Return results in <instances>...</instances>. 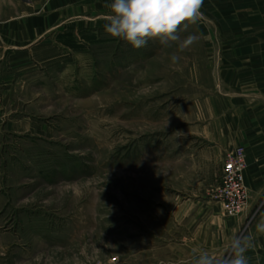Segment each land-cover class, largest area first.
Wrapping results in <instances>:
<instances>
[{
	"label": "rangeland",
	"instance_id": "374dc122",
	"mask_svg": "<svg viewBox=\"0 0 264 264\" xmlns=\"http://www.w3.org/2000/svg\"><path fill=\"white\" fill-rule=\"evenodd\" d=\"M46 1L0 0L8 46L16 23ZM214 3L181 33L199 37L184 52L158 40L133 48L91 24L58 27L7 54L0 264H192L200 251L225 253L205 244L208 228L223 224L215 211L224 219L248 211L241 233L256 225L264 200L228 217L210 189L220 173L214 153L224 161L244 150L252 139L241 131L264 123L198 113L209 98L264 99V0Z\"/></svg>",
	"mask_w": 264,
	"mask_h": 264
},
{
	"label": "crops",
	"instance_id": "0c3cea01",
	"mask_svg": "<svg viewBox=\"0 0 264 264\" xmlns=\"http://www.w3.org/2000/svg\"><path fill=\"white\" fill-rule=\"evenodd\" d=\"M112 0H47L43 5L41 13L31 16L28 19L22 20V23H16L11 37L14 39L8 46L7 40V24L0 22V66L5 63L7 54L14 50V53H22L17 49H26L37 43L41 38L46 36L50 31L58 27L62 29H72L73 27H86L91 24L96 26H104L107 23L108 8L107 4ZM230 2V1H229ZM229 3L227 8L229 9ZM215 9L214 0H203L201 11L204 17L208 18ZM210 16V15H209ZM232 53H229L231 56ZM235 54V53H233ZM242 53L237 52L236 57H240ZM1 72V71H0ZM5 72H2V74ZM1 75V73H0ZM0 89H6L5 78L0 76ZM254 98H209L203 100L201 106H205L204 110L199 109V117H260L264 123V99ZM245 121L248 120L245 118ZM243 122V120L241 121ZM240 138L248 139L243 143L246 168L244 169V183L249 191V201L251 203L264 200V124L260 131L250 133L246 126L239 134ZM207 149L197 151V160L204 163L208 160L206 153ZM195 153V152H194ZM214 163L219 167L220 173L214 175V180L211 182V187L214 186L220 178L223 152H215ZM218 207V206H215ZM215 210H213L214 212ZM216 212V211H215ZM213 213L214 218H218L221 223L219 226L209 227L208 230H214L212 236L209 237L207 248L211 250H225L227 241L231 236L241 233V222L247 218L248 211L235 217L234 219H224L218 213ZM227 220V221H226ZM210 233V232H209ZM244 234H250L253 237L254 247L249 249L245 255L248 258V264H264V234L256 233L255 225L249 226L243 231ZM192 263L193 258L188 259Z\"/></svg>",
	"mask_w": 264,
	"mask_h": 264
},
{
	"label": "clouds",
	"instance_id": "9594fccd",
	"mask_svg": "<svg viewBox=\"0 0 264 264\" xmlns=\"http://www.w3.org/2000/svg\"><path fill=\"white\" fill-rule=\"evenodd\" d=\"M202 6L203 0H112L106 5L109 11L104 31L133 48H142L149 40H158L165 48L176 45L178 52H184L199 37L195 34L182 37L181 33L203 19ZM179 59L177 54H172L173 63ZM255 231L264 234V214L256 223ZM253 247L252 235L235 234L227 241L225 253L216 255L200 251L194 254L192 264H248L245 253Z\"/></svg>",
	"mask_w": 264,
	"mask_h": 264
},
{
	"label": "built area",
	"instance_id": "2783aa9c",
	"mask_svg": "<svg viewBox=\"0 0 264 264\" xmlns=\"http://www.w3.org/2000/svg\"><path fill=\"white\" fill-rule=\"evenodd\" d=\"M245 168L244 150L233 148L222 163L219 181L210 189L211 198L222 206L225 216L239 214L248 203L249 191L244 183Z\"/></svg>",
	"mask_w": 264,
	"mask_h": 264
}]
</instances>
